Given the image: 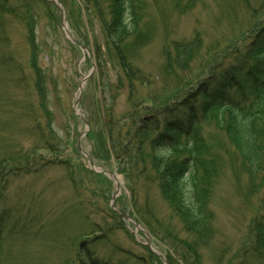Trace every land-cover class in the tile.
<instances>
[{
    "label": "rangeland",
    "instance_id": "obj_1",
    "mask_svg": "<svg viewBox=\"0 0 264 264\" xmlns=\"http://www.w3.org/2000/svg\"><path fill=\"white\" fill-rule=\"evenodd\" d=\"M95 1L58 0L69 38L53 0H0V7L6 6L0 13V61L8 56L0 63V264H75L78 245L91 237L86 236L93 222L107 233L106 242L95 246L105 259L169 264L168 254L174 255L163 226H181L152 176L146 177L149 184L137 173L125 175L116 159L108 165L102 150L94 149L105 138L108 149L111 145L107 108L113 106L120 117L131 102L103 32L109 0H98L102 15ZM138 14L139 41L131 38L126 50L134 65L157 81L174 42L200 35L198 71L215 54L221 58L249 44L264 25V0H142ZM137 88L151 111L167 93L157 83ZM38 89L46 92L50 116ZM204 135L215 136L206 144L217 159L209 185L213 221L199 259L202 264H264L256 228L264 221V174L256 180L247 174L235 147L213 122ZM46 140H56L59 147L48 148ZM86 156L97 171L113 172L118 181L104 173L106 178L97 179ZM80 199H85L82 206ZM109 210L134 219L140 229L132 220L113 218ZM148 234L154 252L147 247Z\"/></svg>",
    "mask_w": 264,
    "mask_h": 264
},
{
    "label": "trees",
    "instance_id": "obj_2",
    "mask_svg": "<svg viewBox=\"0 0 264 264\" xmlns=\"http://www.w3.org/2000/svg\"><path fill=\"white\" fill-rule=\"evenodd\" d=\"M94 3L102 15L98 0ZM141 3L142 0H109L107 18L102 19L103 32L121 70L120 86L126 83L128 101L131 102H128V111L120 117L115 115L113 106L107 108L105 128L110 150L106 146V138H102L94 149L102 150V160L108 165L111 157L116 159L121 173H137L148 183L150 181L146 177L151 175L157 183L163 199L171 205L181 226V229L172 223L163 226L174 253L168 254L169 264H202L200 251L206 245L213 221L208 209L213 174L211 166L217 159L206 144V139L215 136L206 137L205 126L213 122L216 129L226 134L245 163L248 175L256 180L264 174V25L242 49L233 48L221 58L215 54L199 71L194 66L203 47L200 35L174 42L165 53L166 63L156 81L155 76L134 65L126 50L131 38L134 42L139 41L138 12ZM5 8V4L2 5L0 13L6 12ZM6 57L2 58V63ZM98 64L101 75L104 68L101 62ZM32 69L37 75L35 64ZM41 80L36 83L41 84ZM156 83L162 84L167 93L163 99L154 93V97L162 102L157 110H147L145 102L137 94V86L152 88ZM38 91L43 109L50 116L46 92L43 89ZM137 106L141 111L136 115L133 111ZM162 119L167 120L163 123ZM154 132L157 133L153 135ZM89 137L93 134L90 133ZM55 141L46 140L48 148L56 147ZM91 174L97 179L106 178L103 174ZM263 182L264 179L262 185ZM80 203L82 206L85 199H80ZM153 211L149 209L156 222L157 216ZM109 213L113 218H121L110 210ZM134 217L146 225L142 216ZM256 228L264 248V221ZM90 229L91 235L86 237H91L78 245L75 264H122L118 260L103 258L95 249L99 242L107 240L103 228L93 222Z\"/></svg>",
    "mask_w": 264,
    "mask_h": 264
},
{
    "label": "water",
    "instance_id": "obj_3",
    "mask_svg": "<svg viewBox=\"0 0 264 264\" xmlns=\"http://www.w3.org/2000/svg\"><path fill=\"white\" fill-rule=\"evenodd\" d=\"M77 105V104H76ZM111 175H112V173H110ZM117 189H118V187H117ZM149 245H150V243H149Z\"/></svg>",
    "mask_w": 264,
    "mask_h": 264
}]
</instances>
